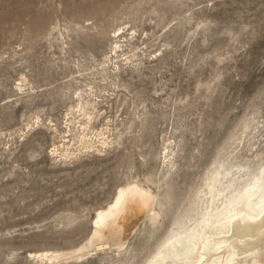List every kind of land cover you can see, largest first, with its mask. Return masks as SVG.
Instances as JSON below:
<instances>
[{
  "label": "rangeland",
  "instance_id": "1",
  "mask_svg": "<svg viewBox=\"0 0 264 264\" xmlns=\"http://www.w3.org/2000/svg\"><path fill=\"white\" fill-rule=\"evenodd\" d=\"M138 7L141 18L135 21L128 14ZM93 24L108 35L65 31ZM118 24L135 26L142 36L138 51L147 59L164 53L158 61L150 57L139 74L126 75L124 87L107 92L111 96L101 112L116 124L131 117L129 102L147 106L149 119L138 135L143 146L131 149L128 136L127 150L64 166L50 156V132L36 130L9 150L6 143L36 114L63 121L77 86L73 79L100 67ZM59 30L67 35L63 42L54 40ZM25 78L27 88L37 87L30 97L16 92ZM214 79L216 88L209 92L205 85ZM263 88L264 0H0V264H37L34 253L78 249L89 236L95 209L114 199L132 165L133 172L156 166L168 134L178 142L173 190L179 199L246 114L257 108L264 116ZM67 214L84 219L68 224ZM143 236L140 230L130 241L128 254L136 255L130 264H138L142 248L153 241ZM67 264L112 263L91 258Z\"/></svg>",
  "mask_w": 264,
  "mask_h": 264
},
{
  "label": "bare ground",
  "instance_id": "2",
  "mask_svg": "<svg viewBox=\"0 0 264 264\" xmlns=\"http://www.w3.org/2000/svg\"><path fill=\"white\" fill-rule=\"evenodd\" d=\"M139 7L128 14L135 21L141 18ZM114 28L112 51L100 61L96 71L88 74L90 82L86 77L73 79L77 86L68 95L70 102L63 121L58 124L51 117L43 119L36 114L32 118L34 122H27L17 139L6 143H11L9 150L36 130L50 132L54 141L50 156L64 166L73 165L85 157H102L113 151L127 150L128 136L132 138L129 143L131 149L143 146L138 143V135L149 119L147 106L140 109L136 102H129L127 111L131 117L116 124L101 112L103 104L111 96L107 92L115 93L116 89L124 87L126 75L139 74L143 70L142 64L147 63L150 57L158 61L164 53L162 50H159V55L153 52L147 59L144 50L139 52L142 36L138 37L135 26L127 29L126 24H118ZM65 31H95L100 36L109 33L97 24L91 27L67 26ZM66 36L59 30L54 40L63 42ZM214 82L215 79L205 85L207 91H214ZM71 87V84L67 85V89ZM36 90L37 87L27 88L25 78L17 85L16 92L30 97L38 92ZM168 136L163 137L162 150L156 155V166L133 172L132 165L118 186L114 199L95 209L89 236L78 249L34 253L32 261L37 264H67L95 258L99 263L130 264L136 258L135 254H128L130 241L142 230L143 238L153 241L142 248L144 255L138 264H264V116L260 110L254 108L230 131L204 174L190 184L179 199L173 190L178 142L174 136ZM139 157L146 160L147 154L141 152ZM78 219H84V216L66 215L68 224Z\"/></svg>",
  "mask_w": 264,
  "mask_h": 264
}]
</instances>
